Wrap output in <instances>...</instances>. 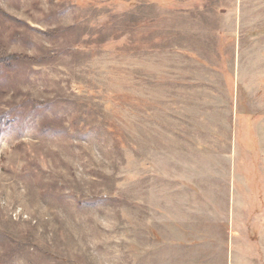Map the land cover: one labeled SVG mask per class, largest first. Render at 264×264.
Instances as JSON below:
<instances>
[{"label": "rangeland", "instance_id": "374dc122", "mask_svg": "<svg viewBox=\"0 0 264 264\" xmlns=\"http://www.w3.org/2000/svg\"><path fill=\"white\" fill-rule=\"evenodd\" d=\"M0 264H264V0H0Z\"/></svg>", "mask_w": 264, "mask_h": 264}, {"label": "trees", "instance_id": "16d2710c", "mask_svg": "<svg viewBox=\"0 0 264 264\" xmlns=\"http://www.w3.org/2000/svg\"><path fill=\"white\" fill-rule=\"evenodd\" d=\"M19 56L0 52V71L4 68H10L14 62L18 61Z\"/></svg>", "mask_w": 264, "mask_h": 264}]
</instances>
